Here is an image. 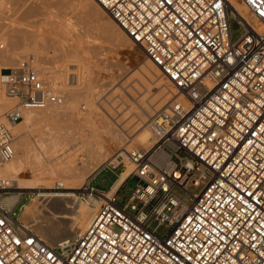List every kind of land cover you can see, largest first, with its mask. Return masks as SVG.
Wrapping results in <instances>:
<instances>
[{
    "label": "built area",
    "instance_id": "obj_1",
    "mask_svg": "<svg viewBox=\"0 0 264 264\" xmlns=\"http://www.w3.org/2000/svg\"><path fill=\"white\" fill-rule=\"evenodd\" d=\"M94 1L176 93L155 120L158 142L130 152L135 168L117 189L125 168L109 190L91 185L121 166L107 163L74 192L94 213L73 237L43 239L0 189V264H264V0ZM20 65L0 77L16 100L0 122V164L14 157L24 113L65 98L33 57ZM131 177L137 187L121 205Z\"/></svg>",
    "mask_w": 264,
    "mask_h": 264
},
{
    "label": "bare ground",
    "instance_id": "obj_2",
    "mask_svg": "<svg viewBox=\"0 0 264 264\" xmlns=\"http://www.w3.org/2000/svg\"><path fill=\"white\" fill-rule=\"evenodd\" d=\"M7 1L8 0H0V9L8 5ZM77 2L78 6H80L86 15L93 18L95 17L98 21L100 19L98 23H100L104 34L114 43L115 47L124 50L125 48L132 47L133 43L136 46L138 45L127 37L109 15L106 17L105 14L107 12L94 0H77ZM26 16L28 15H22V19L24 20ZM18 19H13L12 21H10L11 19L8 20L10 21V26L8 28H12L11 35L8 34V38L5 39V44L8 46L5 47V45L2 47L0 43L1 49L7 48L5 52H0V74H2L3 69L20 64L18 58L22 61L19 51L23 48H20L19 42L28 39L26 38V40L18 41L19 39H17L13 33L18 34L17 32H22L23 28H29L31 24L22 23L23 20L21 21ZM18 27H20V30ZM70 27H72V24L67 25L64 30L72 31ZM25 33H27V31ZM26 43L27 42H25L24 45H26ZM26 48H28V46ZM72 48V51L70 50L69 52L67 49V52L70 53L72 58H79V61L77 59L74 61H67L68 63H66L64 67L58 66L53 68H44L40 64V52H36V50L33 49L34 52H32V57L36 60V65H34L33 68H35L41 76L47 74L44 79L52 84L56 92L63 94L65 98L60 105L51 106L45 110H31L24 113L23 120L14 126V133L16 135V143L14 141V157L11 161L0 164V182L2 185L0 189L7 190L15 187V189L20 191L11 198H3L2 200L5 205L11 207L13 204L19 202L22 195L21 191H43V193H41L43 197L42 205L39 207L36 205H26L24 207L25 213L23 217H21L23 222H21L25 226L34 227L43 239L53 243L64 241L84 230L93 217L94 208L89 203L81 200L73 191L79 190L83 184L88 181L87 178L95 173L103 164L113 163L117 165L123 163L125 171L115 184L113 190L117 189L135 168L130 158V152L137 148L129 151L130 148L134 145H139L145 149L152 148L159 140L158 123H161L159 120L158 122L155 121L147 125L146 123L150 120L147 121L142 128H140L136 137H129L131 145L125 149V153L120 154L114 160H109V158L104 159L105 155L103 154L108 150L107 148H109V142L107 143L106 138H111V140L115 142H122L126 138H122L123 132L115 128L117 124L114 125V122L111 120H114V114H109L110 120L101 119V121H98L80 112V98L82 101V97L85 98L86 101H84L87 103V106L91 108L93 104L90 99L97 97V92L103 89L105 85L102 82L99 84L97 83L98 85L96 86L97 81L93 77L92 72L95 66L93 67L92 60L90 61L91 57L89 58V55L86 54L87 50L80 46H72ZM63 52L66 53V49H64ZM66 55L69 54L66 53L64 56L67 57ZM73 55H75V57H73ZM146 61L147 62H143L142 67L138 68V75L143 79H147L148 82L157 83L156 85L160 92L155 99H162L161 97L164 99V96L170 91L174 94L176 91L173 88H168L167 86L164 88V86L159 84V79L163 77L160 70L153 65L148 58ZM158 72L161 74L160 77L158 76ZM136 74L137 73H135L134 76H136ZM2 89L0 83V117H2L3 114L7 112L6 110L16 102V100L10 98ZM166 89L169 92L165 95ZM166 100L167 97L162 100L159 106L163 104L164 108H166L171 99L168 103H166ZM156 103L152 104L155 105ZM148 106H150V104H148ZM148 106L143 109L145 111H142V114L140 113L141 110L137 112H132L131 110V112L139 116L141 118L140 120H142V118L144 120L146 119V114L144 115L143 112L148 113V115L154 114L152 112L153 109L151 110L153 106ZM156 111L157 109L154 107V112ZM138 118L137 121L139 120ZM4 119L1 122H4ZM64 121L70 122V125L64 123L66 126L64 127L61 124ZM140 122L143 123L144 121ZM86 124H91L94 127L88 130V134ZM100 124L101 126H99ZM36 126H39L38 129H40V127L43 129L38 131L34 129ZM67 126L69 127L67 128ZM122 128L123 127H121V129ZM120 159L122 160L120 161ZM16 161L18 162L17 164H15ZM26 174L29 175L28 178L24 177Z\"/></svg>",
    "mask_w": 264,
    "mask_h": 264
},
{
    "label": "rangeland",
    "instance_id": "obj_3",
    "mask_svg": "<svg viewBox=\"0 0 264 264\" xmlns=\"http://www.w3.org/2000/svg\"><path fill=\"white\" fill-rule=\"evenodd\" d=\"M7 4L8 5L5 8L0 9V43L2 44V47L6 45L5 39L8 38V34L11 35L12 33L11 32L12 28L11 29L8 28L10 26L9 25L10 21H12L13 19L17 20L18 17H19L18 20L22 21L23 20L22 15H28L25 18L23 17L25 21L23 20L22 23L24 22V23H28L29 25L31 24L29 28L22 29V32L27 31V33L24 32L23 34H21L22 33L21 31L17 32L18 34L13 33V35L17 39H19L18 41L26 40V38L28 39L26 41H21L22 43L19 42L20 48H23L22 50L20 49L19 51L21 53L20 57L22 58V61H20V59L18 58L20 64L22 62H25L27 60L29 61L30 59H32V52L36 50V52H40L41 56L39 57V60L41 61V63L40 62L39 63L44 68H53L58 66L64 67L65 64L68 63L67 61H74L77 59L75 55H73V57L75 58H72L70 53L67 52L68 50L70 52L72 46L73 47L80 46L82 48L84 47L87 50L86 54L89 55L88 56L89 58L91 57L90 61L92 60L91 61L92 65L93 67L95 66L92 72H93V77L97 81V82L95 81L96 86L99 83L103 82L105 87L97 92L96 95L97 97H93L90 99V101L93 104L91 108L90 106H87V103L85 102L86 101L85 98L82 97L83 101L80 98L79 110L81 113L86 114L88 117H93L98 121H101V119L110 120L109 114L112 115L114 114L115 118L114 120L113 119L111 120L114 122V125L117 124L115 125L116 126L115 128H117L118 131L124 133V135L122 133V138L124 139L126 138L125 139L126 141L124 140L122 142L121 141L115 142L111 140V138L108 139L106 138L107 143L109 142L108 143L109 148H107L108 150L105 151V153L103 154L105 155L104 159L109 158V160H114L120 154L125 153V149H127V147L131 145V141H129L130 139L129 137H133V138L136 137L140 128H142L144 123H146L147 121L150 120L149 122L146 123L147 125L155 122L157 115L159 114L158 112H160L162 108L164 109L163 104L159 106L162 103V100H164L167 97L166 103H168V101L173 96V93L171 91L169 92L166 89L167 91L165 95L168 92H169L168 94L170 95L167 94L166 96H164L165 97L164 99L163 97H161L162 99L159 100L155 99L156 96L158 97V93L160 92L158 86L156 85L157 83H152L150 81L148 82L147 79H143L141 76L138 75V68L142 67L143 62H147L146 61L147 57L143 49L139 45L136 46L134 43L132 47L125 48L124 50H120L117 47H115L114 43H112L108 39L107 35L104 34L100 26V23H98L100 22V19L98 21L97 18L95 17L93 18L86 15L85 12L80 8V6H78L77 0H8ZM105 15L106 17H108V13H106ZM69 24H72V27H70V30L72 29V31L68 30L69 31L68 32L67 30L64 29H66L67 25ZM63 26L66 27L64 28ZM19 28L20 27H18V29ZM5 32L8 33L6 34ZM232 32H233L234 40H238L244 33L242 28H240L239 25L234 20H232ZM25 42H27L26 45H24ZM31 45L33 46V48ZM37 45L40 46L38 47ZM7 46L8 45H6L5 47ZM27 46L28 48H26ZM64 49H66V53L69 54L66 55L68 58L64 56L66 54L63 52ZM6 50L7 48L4 49L0 48V52H5ZM77 60L79 61V58ZM20 64L18 65L16 64L10 68L3 69L2 74L7 73L8 70L12 68L20 67L21 66ZM135 73H137L136 74L137 78L136 76H134ZM2 74H0V76ZM45 76L42 77L45 78ZM158 76L159 77L161 76L159 72H158ZM159 81H160L159 84L164 86V88L166 86L168 88L169 87L173 88L166 78L161 77ZM2 90L4 91V88ZM152 103H156V104L153 105ZM15 104L16 102H14V104L11 105L9 109L12 108ZM148 104H150V106H148ZM151 105L153 107H151ZM146 106L151 107V110L153 109L152 112L154 113L153 115L152 114L148 115V113L143 112L144 115L146 114V119L143 120L142 118V120H140L141 118L139 116L132 113L140 110L141 113L142 111H145L143 109ZM154 107L155 109H157L158 112L157 111L154 112ZM78 108H79V104H78ZM9 109H7L6 111H8ZM6 113L7 112H5L2 117H0V122L3 121L4 117L6 116L5 115ZM136 116L137 118L139 117L138 121ZM140 121H144V122L142 123ZM64 123L65 124L68 123L67 125H70V122L64 121L61 123L64 127H66ZM99 126H101V124ZM68 127L69 126H67V128ZM121 127L123 128L121 129ZM38 128L39 126L34 127V129L38 131H41L43 129L41 127L40 129ZM93 128H94L93 125L86 124L87 134H88V130H91ZM134 146L130 148L129 151L141 147L139 145H134ZM121 160L122 159H120V161ZM17 163L18 162L16 161L15 164ZM124 168H125L124 164L122 163L119 170L117 171H111L108 169L101 171L93 179L91 185L99 190H103V191L109 190L117 180L119 173ZM24 177L28 178L29 175L26 174ZM137 184H138V180L135 177H131L123 184L117 195L119 204L124 205L129 201L130 197L133 194V191L137 187ZM6 192L7 193L2 196L3 198L10 197V194L16 195L20 191L15 189V187H12L9 190L7 189ZM21 192L23 194L21 197L22 206L25 207L26 205H36L37 207H39L40 205H42L43 197L41 193H43V191H33V192L21 191ZM177 195L182 200L190 203L189 198L185 194L177 193ZM15 212L18 215L20 221L23 222V220H21V217H23L25 213V208L19 206V208ZM163 230L164 228L160 232L162 233Z\"/></svg>",
    "mask_w": 264,
    "mask_h": 264
}]
</instances>
